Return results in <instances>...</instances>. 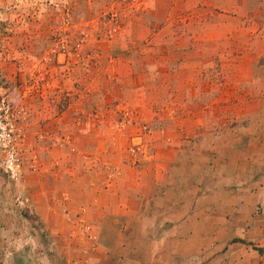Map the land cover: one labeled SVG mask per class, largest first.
Wrapping results in <instances>:
<instances>
[{
    "label": "rangeland",
    "instance_id": "rangeland-1",
    "mask_svg": "<svg viewBox=\"0 0 264 264\" xmlns=\"http://www.w3.org/2000/svg\"><path fill=\"white\" fill-rule=\"evenodd\" d=\"M259 109L264 0H0V264H144V212L182 222L219 170L262 227Z\"/></svg>",
    "mask_w": 264,
    "mask_h": 264
},
{
    "label": "crops",
    "instance_id": "crops-1",
    "mask_svg": "<svg viewBox=\"0 0 264 264\" xmlns=\"http://www.w3.org/2000/svg\"><path fill=\"white\" fill-rule=\"evenodd\" d=\"M259 110L256 115L264 116V110ZM235 164L239 166L238 161ZM219 174L225 181L218 190L225 192H219L220 197L210 201L206 196H198L196 200L201 204L190 206L182 222L171 220L169 213L158 218L151 206L144 212L147 216L141 219L142 237H139L144 240L140 251L148 255L144 264H236V252L244 245H251L258 231L264 235V220L259 227L257 218L252 219L250 210L245 213L242 207L244 200L253 198L251 184H243L247 179L244 173L232 176L219 170ZM110 236V251L117 254L118 261L121 255L115 248L120 242V230L113 232L112 229ZM132 261L131 255L124 253L122 264Z\"/></svg>",
    "mask_w": 264,
    "mask_h": 264
},
{
    "label": "built area",
    "instance_id": "built-area-1",
    "mask_svg": "<svg viewBox=\"0 0 264 264\" xmlns=\"http://www.w3.org/2000/svg\"><path fill=\"white\" fill-rule=\"evenodd\" d=\"M6 136H7V137H9V134H8V133H6Z\"/></svg>",
    "mask_w": 264,
    "mask_h": 264
}]
</instances>
